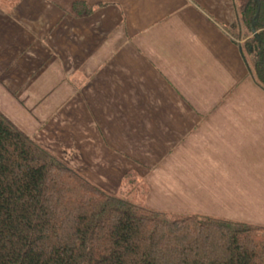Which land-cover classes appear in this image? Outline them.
Masks as SVG:
<instances>
[{
	"label": "crops",
	"instance_id": "crops-1",
	"mask_svg": "<svg viewBox=\"0 0 264 264\" xmlns=\"http://www.w3.org/2000/svg\"><path fill=\"white\" fill-rule=\"evenodd\" d=\"M235 19L232 0H0V112L110 194L133 175L150 209L264 227V91Z\"/></svg>",
	"mask_w": 264,
	"mask_h": 264
},
{
	"label": "trees",
	"instance_id": "trees-1",
	"mask_svg": "<svg viewBox=\"0 0 264 264\" xmlns=\"http://www.w3.org/2000/svg\"><path fill=\"white\" fill-rule=\"evenodd\" d=\"M232 1L230 35L264 91V0ZM135 180L102 190L0 112V264H264V227L150 209Z\"/></svg>",
	"mask_w": 264,
	"mask_h": 264
},
{
	"label": "rangeland",
	"instance_id": "rangeland-1",
	"mask_svg": "<svg viewBox=\"0 0 264 264\" xmlns=\"http://www.w3.org/2000/svg\"><path fill=\"white\" fill-rule=\"evenodd\" d=\"M255 35V34H254ZM256 35H257V32H256ZM32 139V138H31ZM33 140V139H32ZM35 141V140H34ZM36 142V141H35ZM61 159V158H60ZM66 163V162H65ZM67 164V163H66ZM68 165V164H67ZM72 168V167H71ZM143 189L144 188H142V186L140 187H138V190H139V192H138V199L137 200H135L136 202L138 201V202H140V201H142L141 199H142V197H143ZM141 192H142V195H141Z\"/></svg>",
	"mask_w": 264,
	"mask_h": 264
},
{
	"label": "water",
	"instance_id": "water-1",
	"mask_svg": "<svg viewBox=\"0 0 264 264\" xmlns=\"http://www.w3.org/2000/svg\"><path fill=\"white\" fill-rule=\"evenodd\" d=\"M252 32H253V34H255V35H256V30H255L254 28H253Z\"/></svg>",
	"mask_w": 264,
	"mask_h": 264
}]
</instances>
